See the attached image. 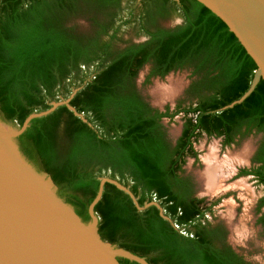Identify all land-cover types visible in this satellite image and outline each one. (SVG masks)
Segmentation results:
<instances>
[{"label":"trees","instance_id":"obj_1","mask_svg":"<svg viewBox=\"0 0 264 264\" xmlns=\"http://www.w3.org/2000/svg\"><path fill=\"white\" fill-rule=\"evenodd\" d=\"M173 14L181 23L163 27ZM79 19L87 31L71 24ZM128 30L144 41H123ZM146 64L152 65L147 81L190 70L191 104L174 113L152 108L135 85ZM256 69L226 25L195 0H0L1 120L21 126L81 87L70 105L92 127L60 106L30 122L19 149L51 176L57 195L83 222L104 176L128 186L139 206L159 203L171 223L155 206L138 212L127 194L106 183L94 208L102 240L148 264H251L227 244L222 224L201 222L210 208L202 209L182 167L185 157L196 156L193 142L202 133L226 146L255 132L262 139L252 167L239 176L264 185V81L223 109L247 91ZM179 112L184 120L172 144L162 119ZM256 211L264 231V195Z\"/></svg>","mask_w":264,"mask_h":264},{"label":"water","instance_id":"obj_2","mask_svg":"<svg viewBox=\"0 0 264 264\" xmlns=\"http://www.w3.org/2000/svg\"><path fill=\"white\" fill-rule=\"evenodd\" d=\"M195 1L226 25L256 65L247 91L223 107L231 109L242 103L260 80L264 81V0ZM80 89H72L66 99L51 102L45 111L31 113L21 126L12 127L0 118V264H120L119 258L148 264L144 257L100 237L99 218L94 208L101 200L106 183L127 194L138 212L155 206L160 217L171 223L159 203L152 201L139 206L128 186L104 177L99 179L97 194L88 205L89 221L83 222L74 208L57 195L51 176L39 172L22 154L18 137L33 119L45 117L60 106L92 127L70 105Z\"/></svg>","mask_w":264,"mask_h":264},{"label":"rangeland","instance_id":"obj_3","mask_svg":"<svg viewBox=\"0 0 264 264\" xmlns=\"http://www.w3.org/2000/svg\"><path fill=\"white\" fill-rule=\"evenodd\" d=\"M180 23L181 18L178 14H173L160 24L171 28ZM71 24L83 32L89 28L88 23L82 19ZM121 38L123 41L132 40L137 43L144 41L142 37L136 38L131 30L123 31ZM149 70L150 66L145 65L138 71L135 85L152 108L163 111L167 106L170 112L174 113L178 106L187 108L191 104L183 95L190 82V70L170 72L163 78H152L147 81ZM182 123V113L173 115L172 119H162V125L172 144L180 135ZM7 124L16 127L14 124ZM261 139L262 134L252 132L242 138L238 137L230 145L222 146L221 138L200 134L193 143L197 158H185L183 166L184 173L195 183L194 196L204 201L202 209L210 208L204 221L224 225L228 244L251 264H264V231L258 224L262 210L256 211L257 202L264 195V185H260L251 175L239 176V170L251 167V157ZM209 156H213L217 162L227 161L230 164L217 189L214 187L211 189L208 185L206 160Z\"/></svg>","mask_w":264,"mask_h":264},{"label":"bare ground","instance_id":"obj_4","mask_svg":"<svg viewBox=\"0 0 264 264\" xmlns=\"http://www.w3.org/2000/svg\"><path fill=\"white\" fill-rule=\"evenodd\" d=\"M206 164L208 173V185L211 189L213 187L217 189L219 181L225 176L226 172L229 170L228 168L230 164H228L227 161L217 162L213 156L207 157ZM205 175L207 174L205 173Z\"/></svg>","mask_w":264,"mask_h":264},{"label":"flooded vegetation","instance_id":"obj_5","mask_svg":"<svg viewBox=\"0 0 264 264\" xmlns=\"http://www.w3.org/2000/svg\"><path fill=\"white\" fill-rule=\"evenodd\" d=\"M146 65H149L150 66V70H149V73H148V75H147V77L149 76V74H150V72H151V69H152V65L151 64H146ZM176 71H179V70H176ZM171 72H175V71H171ZM170 73V72H169ZM168 73V74H169ZM191 73V72H190ZM147 77H146V80H147ZM152 78H161V77H159V76H151V77H149L148 78V81L150 80V79H152ZM194 78L192 77L191 78V76H190V82H189V84L187 85V87L185 88V90L183 91V95H184V99L186 100V101H189L188 99H187V97H186V95H185V91H186V89L188 88V86L190 85V83L192 82V80H193ZM144 99V98H143ZM190 102V101H189ZM167 107V106H166ZM165 107V108H166ZM165 108H164V110H165ZM181 109H183V108H181ZM164 110L163 111H161V112H164ZM168 110H169V108H168ZM169 113H171L170 112V110H169ZM180 113H182V112H179L178 114H180ZM183 114V113H182ZM177 115V114H176ZM164 119V118H163ZM183 120H184V114H183ZM183 124V123H182ZM181 129H182V126H181ZM180 133H181V131H180ZM202 134H204V133H202ZM207 136V135H206ZM179 137V136H178ZM238 137H236L235 139H234V141L237 139ZM222 139V138H221ZM177 140V139H176ZM234 141H233V143H234ZM194 143V142H193ZM222 146H225V145H223V139H222ZM258 147V146H257ZM193 150H194V147H193ZM195 151V150H194ZM256 151V150H255ZM196 153V152H195ZM255 153V152H254ZM254 155V154H253ZM253 155H252V157H253ZM252 157H251V159H252ZM185 158H187V157H185ZM191 158H197V154H196V156L195 157H191ZM251 162V161H250ZM251 167H252V163H251ZM250 167V168H251ZM183 168V167H182ZM249 168V169H250ZM242 170V169H241ZM248 170V169H247ZM240 171V170H239ZM186 175V174H185ZM202 176V175H201ZM192 179V178H191ZM192 183L194 184V189H195V183H194V181H193V179H192ZM195 197V196H194ZM201 222L204 224L205 223V221H203V220H201ZM207 223H209V222H207ZM210 224H212V223H210ZM217 224V223H216ZM221 224V223H220ZM223 227H224V225H223ZM225 228V227H224ZM225 230H226V228H225ZM226 233H227V230H226ZM226 241H227V234H226ZM231 247V246H230ZM235 252V251H234ZM237 254V253H236ZM238 256H240L239 254H237ZM241 257V256H240ZM244 259V258H243ZM245 260V259H244ZM246 261V260H245ZM247 262V261H246ZM249 263V262H248Z\"/></svg>","mask_w":264,"mask_h":264}]
</instances>
